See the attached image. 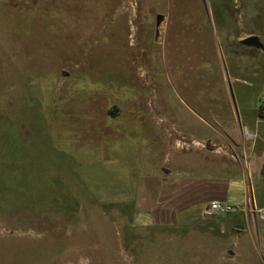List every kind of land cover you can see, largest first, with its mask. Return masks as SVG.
<instances>
[{
	"label": "rangeland",
	"instance_id": "rangeland-1",
	"mask_svg": "<svg viewBox=\"0 0 264 264\" xmlns=\"http://www.w3.org/2000/svg\"><path fill=\"white\" fill-rule=\"evenodd\" d=\"M251 35L264 0H0V264H264L262 169L204 211L264 161Z\"/></svg>",
	"mask_w": 264,
	"mask_h": 264
},
{
	"label": "crops",
	"instance_id": "crops-1",
	"mask_svg": "<svg viewBox=\"0 0 264 264\" xmlns=\"http://www.w3.org/2000/svg\"><path fill=\"white\" fill-rule=\"evenodd\" d=\"M262 128L259 127L258 130L253 131L251 128L249 130L252 131L253 133V144L258 140H255L257 135L260 140L264 141V137L262 134ZM249 151L248 154L254 155L253 157H249L247 154L244 155L242 153V156H237V158H234V161L231 165L229 164H222L221 162V167L222 169L228 168L231 171L239 170L240 173H237L238 176L236 179L228 181V180H220L217 178H213V180H210L209 185L219 191V197H213L209 203H207L204 207V211L206 213L210 203L214 200H220L222 202L230 203L233 205L234 209H241L246 202L248 201V198L251 196L252 198V193L255 190V185H254V179L256 178L255 171H261L262 166L264 161L261 160V163L259 162L260 160V155L258 154L259 152L256 151V145L249 146ZM240 149V148H239ZM256 155V157H255ZM224 167V168H223ZM166 173H170L171 170L164 169ZM168 179H165L164 181H167ZM183 185L186 186V182L184 181L182 183ZM182 185V186H183ZM181 204L177 207L176 210V216L171 218L168 217L169 223L172 222V224H175L178 222L180 219V215L184 214V212H188L189 216L192 212H194L197 209V204L196 199H193L192 202H189V200H186L184 202L180 201ZM179 202V203H180ZM200 213V211H199ZM207 215V214H206ZM156 216H160V214H157ZM191 216L194 218V214ZM164 217V216H163ZM157 219V217H155ZM192 219V218H191ZM158 221V220H157Z\"/></svg>",
	"mask_w": 264,
	"mask_h": 264
},
{
	"label": "built area",
	"instance_id": "built-area-1",
	"mask_svg": "<svg viewBox=\"0 0 264 264\" xmlns=\"http://www.w3.org/2000/svg\"><path fill=\"white\" fill-rule=\"evenodd\" d=\"M233 210H234V207L230 203L222 202L219 200H214L210 203L206 211V214L208 216L224 215L229 212H232Z\"/></svg>",
	"mask_w": 264,
	"mask_h": 264
},
{
	"label": "water",
	"instance_id": "water-1",
	"mask_svg": "<svg viewBox=\"0 0 264 264\" xmlns=\"http://www.w3.org/2000/svg\"><path fill=\"white\" fill-rule=\"evenodd\" d=\"M160 18H161V16H159V19ZM242 42L247 47H254V48H257V49L264 51V44L261 42L259 37L256 35H251V36L245 38ZM261 172L264 175V164H263Z\"/></svg>",
	"mask_w": 264,
	"mask_h": 264
},
{
	"label": "trees",
	"instance_id": "trees-1",
	"mask_svg": "<svg viewBox=\"0 0 264 264\" xmlns=\"http://www.w3.org/2000/svg\"><path fill=\"white\" fill-rule=\"evenodd\" d=\"M259 116H260L261 118H264V112L260 111Z\"/></svg>",
	"mask_w": 264,
	"mask_h": 264
}]
</instances>
